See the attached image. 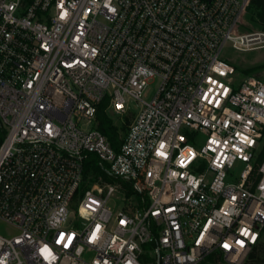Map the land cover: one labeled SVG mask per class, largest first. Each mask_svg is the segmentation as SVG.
Wrapping results in <instances>:
<instances>
[{
  "label": "built area",
  "instance_id": "1",
  "mask_svg": "<svg viewBox=\"0 0 264 264\" xmlns=\"http://www.w3.org/2000/svg\"><path fill=\"white\" fill-rule=\"evenodd\" d=\"M251 1L0 0V264L245 263L264 79L223 51L264 49Z\"/></svg>",
  "mask_w": 264,
  "mask_h": 264
},
{
  "label": "rangeland",
  "instance_id": "2",
  "mask_svg": "<svg viewBox=\"0 0 264 264\" xmlns=\"http://www.w3.org/2000/svg\"><path fill=\"white\" fill-rule=\"evenodd\" d=\"M260 26L255 23L253 20L252 12H248L244 21V25L242 26V30H253L258 29ZM223 55L230 59V62L236 68V72L239 75V78L242 76V71L245 69H250L251 74L258 76L264 79V49L252 50V51H240L235 50L230 47H226L223 51ZM151 92L149 94V99L155 91V81L151 82L150 85ZM131 107L138 111L139 107L135 101L131 102ZM113 124L117 127L118 133L123 135L125 133V125L122 123L121 119L113 117ZM243 163L238 162L236 165V173L239 172ZM15 228L12 225H9L4 222H0V232L1 233H13L15 232ZM257 258H261L264 253V230L261 234L260 244L257 246Z\"/></svg>",
  "mask_w": 264,
  "mask_h": 264
},
{
  "label": "trees",
  "instance_id": "3",
  "mask_svg": "<svg viewBox=\"0 0 264 264\" xmlns=\"http://www.w3.org/2000/svg\"><path fill=\"white\" fill-rule=\"evenodd\" d=\"M249 11L253 14V20L260 27L264 28V0H252L249 6ZM264 66V65H262ZM250 69L242 71V76L252 75ZM98 127L101 129L109 138L112 145L118 149L120 140L117 132V127L113 124L112 119L104 112V105H102L97 114ZM264 160V145L259 153L257 162L254 166L253 173L255 174L258 170L259 164ZM257 247L248 255L244 264H264V253L261 258H257Z\"/></svg>",
  "mask_w": 264,
  "mask_h": 264
}]
</instances>
